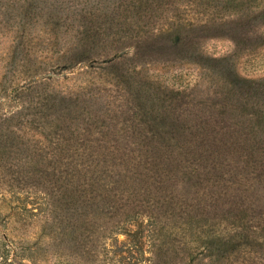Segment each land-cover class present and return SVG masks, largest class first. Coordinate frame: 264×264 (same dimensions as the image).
Masks as SVG:
<instances>
[{
  "label": "rangeland",
  "instance_id": "374dc122",
  "mask_svg": "<svg viewBox=\"0 0 264 264\" xmlns=\"http://www.w3.org/2000/svg\"><path fill=\"white\" fill-rule=\"evenodd\" d=\"M29 81L0 105L30 132L0 136V264H264V0H0V99ZM38 140L65 155L14 160ZM79 185L117 217L73 222Z\"/></svg>",
  "mask_w": 264,
  "mask_h": 264
},
{
  "label": "trees",
  "instance_id": "16d2710c",
  "mask_svg": "<svg viewBox=\"0 0 264 264\" xmlns=\"http://www.w3.org/2000/svg\"><path fill=\"white\" fill-rule=\"evenodd\" d=\"M67 19H68V21L65 19L67 22L65 23V31H64L63 34H66L67 33V30L73 26V24L75 23L74 20L77 19V18H75V17L74 18L73 17H69ZM148 38H150V37H148ZM145 40H147V38L146 37H143V38L138 39L136 41V43H138V44L139 43L145 44ZM181 41H182L181 38L178 37V38H176V41L175 42H172L171 41L170 44L173 45V46H175L177 44H181ZM148 45L150 47L149 48L150 49V53L149 54H147V52H146V46L145 45L142 46V47H138V48L134 46L131 51H129L128 48L126 50L122 49L120 51H117V52L109 55L108 57L101 58V59L104 61V63H110V62H113L115 60H118V59L122 58L123 56H125L127 54H130V53H131V55H134L136 58L139 55H142V54H144V55H151V54H153L154 55V49H159V48L154 47L155 46L154 43L151 44V42H150V43H148ZM71 58H72V60L71 59L69 60V57L64 60V64L62 65V67H64V68L61 67L60 68L61 71L64 70V72H65L66 70H68V67H74V65H76V62L78 64H83V63L85 64V63H87L89 61H93L90 57H88L87 60H77L78 58H75V57H71ZM72 63H73V65H72ZM68 65H71V66H68ZM48 74H49L50 77L53 76L52 73H48ZM55 75L58 76V75H60V73H55ZM36 82H37V80H36ZM29 84H31V81H29L28 84H26L24 86L23 85H21L19 87L16 86V87L12 88V90L6 92L7 93V96L5 98L2 97V99H0V105H3V104L7 105L8 103L12 102L16 98V95H17V94H15V92H17L19 90L20 91L21 90H24V88L27 85H29ZM89 92L90 91H87V95H89L88 98H90L93 95L92 92L91 93H89ZM75 99H77V96H75ZM86 100H87V98H85L83 96H81V97L79 96V99L77 100V102L79 104H82ZM7 109L10 110L9 108H7ZM86 113H89V112H84V110L83 111H78L77 118L75 117L74 119H76L77 121H79L81 119H84V115ZM3 117L4 118H1V116H0V132H1L0 133V136L2 134V135H5L6 138H8V135L9 134H14L15 133V134H17V139L18 140H20V138H22L23 136L29 138V133L30 132H29V128H28V126L26 124V120H22V121L16 122L15 125L10 126L9 123H10V120L13 119V115H11L9 117H6V116H3ZM7 120H9L8 121V124H6V126L4 127L2 124L5 123ZM33 122H35V120L32 119L31 120V123H33ZM86 122L88 123L89 121H86ZM18 123L20 124L19 126H17ZM72 131L73 132H69V134H71V133H76L77 134L78 131L79 132L81 131V132H84V133L86 132L87 133V132L90 131V129H88L86 126H83V128H81V130L78 129L77 127L76 128L73 127V130ZM21 134H22V136H21ZM33 137H35V136L33 135ZM0 141H1V137H0ZM17 141L14 142L13 140H11V141H8V142H10V143H16L17 144ZM74 141L77 142L78 140L77 139H74ZM16 144H14V145H16ZM70 145L73 146V144L71 142H70ZM84 147H87V146L84 145ZM25 150L27 151L25 154H22L20 156H16L14 158V160L17 159V158H24L25 156L28 157V158H31L34 155L39 156V157H41L43 159H47L49 157H54L55 159H58V157H60L62 155H65L64 147H63L62 144L59 145L57 143L56 146H55V148H54V152L49 153V152H46L43 149V147H40V140H38V143L35 146H33L30 149H28V147H27ZM64 181L65 180L62 179V182H61L62 183L61 184L62 189H66V186H65V182ZM92 185H93V183L90 182L89 183V186L92 187ZM79 186L80 187L77 186L74 189L73 194L71 195V197L68 196L69 197L68 198L69 207H66V203L64 204V207L67 208L68 210H70L71 216H72V217H70V219H72L73 222H75V220H77L78 218H81V216L85 215L84 217H82L79 220V222H80L83 219H85L89 215L90 212H95V211H98V210H99V212L101 214L106 215L109 219H114V218L117 217L116 215H117V213L119 211L118 209L120 207H122V204H120V206H117L115 204H111L110 206H108L106 208L105 206L108 205L107 202H109V201H106L105 202V200L107 199V195H109V194H104L102 197H97L96 195L93 194V192L91 190H88V192H87L86 191L87 188H85L84 185H79ZM100 198H101V204L96 202ZM100 206H103L105 208L100 209ZM106 209H108V210H106ZM206 257H207V260L208 261H211V259H212L211 256H206ZM151 261L152 260H150V264H155V262H153V261L151 262Z\"/></svg>",
  "mask_w": 264,
  "mask_h": 264
}]
</instances>
